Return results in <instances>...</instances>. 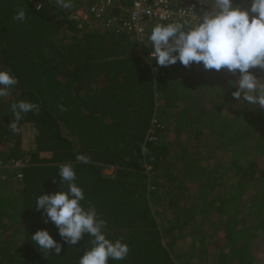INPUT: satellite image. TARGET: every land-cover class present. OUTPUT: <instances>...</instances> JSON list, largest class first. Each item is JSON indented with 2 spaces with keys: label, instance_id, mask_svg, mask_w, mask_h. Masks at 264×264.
<instances>
[{
  "label": "trees",
  "instance_id": "trees-1",
  "mask_svg": "<svg viewBox=\"0 0 264 264\" xmlns=\"http://www.w3.org/2000/svg\"><path fill=\"white\" fill-rule=\"evenodd\" d=\"M71 2L0 0V70L19 81L0 97V159L25 161L0 167V264H79L91 248L90 234L69 245L35 208L39 195L66 190L58 173L68 162L82 205H95L106 236L129 245L108 264H264V109L229 99L239 72L179 61L157 69L137 35L77 16L91 0ZM21 7L27 19L14 21ZM250 71L264 83V70ZM21 100L40 113H23L17 133L9 124ZM214 156L229 160L227 183ZM41 229L62 244L59 255L46 258L31 240Z\"/></svg>",
  "mask_w": 264,
  "mask_h": 264
},
{
  "label": "clouds",
  "instance_id": "clouds-1",
  "mask_svg": "<svg viewBox=\"0 0 264 264\" xmlns=\"http://www.w3.org/2000/svg\"><path fill=\"white\" fill-rule=\"evenodd\" d=\"M202 2L206 3L205 0ZM247 3L248 0H242L240 4L234 0H213L212 10L199 16V22L195 24L185 21L183 24L155 25L149 36L148 43L154 48L149 59L156 61L157 69L179 61L186 68L193 63H202L205 70H227L232 75L239 72L232 96L264 109V83L250 71L253 68L264 70V0H251L250 7H245ZM57 5L67 9L72 7V2L57 0ZM26 19L22 7L13 16L18 22ZM18 83L9 70H0V97H6L9 89ZM60 107L62 111L66 110L63 105ZM28 112L38 115L40 106L23 100L12 105L15 119L9 126L13 132L20 131L18 124L23 119L22 114ZM76 160L87 163L88 157L77 154ZM58 175L61 185L67 186L66 190L61 188L55 193H44L36 199V210H44V222H53L69 245H76L85 233L90 234L92 246L79 258V264H108L109 258L124 260L130 251L129 245L122 239L113 241L106 236L107 222L99 217L95 205L91 202L87 208L82 205L85 194L76 183L72 163H61ZM31 240L46 258L53 252L59 255L62 251V244L47 229L36 231Z\"/></svg>",
  "mask_w": 264,
  "mask_h": 264
},
{
  "label": "built area",
  "instance_id": "built-area-1",
  "mask_svg": "<svg viewBox=\"0 0 264 264\" xmlns=\"http://www.w3.org/2000/svg\"><path fill=\"white\" fill-rule=\"evenodd\" d=\"M37 9L42 7L44 0H29ZM92 4L88 11L80 9L77 16L84 18L92 16L100 20L104 28L109 30L126 29L137 35L139 47L147 38V32L154 24L181 23L185 21L195 24L199 22V16L204 12L211 11L213 0H91ZM208 3V4H207ZM40 5L41 7H37ZM118 9V13H112ZM141 49V48H140ZM142 50V49H141ZM154 50L151 47L150 53ZM25 165L22 159L2 161L0 167H18ZM18 176L22 172L18 171Z\"/></svg>",
  "mask_w": 264,
  "mask_h": 264
},
{
  "label": "rangeland",
  "instance_id": "rangeland-1",
  "mask_svg": "<svg viewBox=\"0 0 264 264\" xmlns=\"http://www.w3.org/2000/svg\"><path fill=\"white\" fill-rule=\"evenodd\" d=\"M151 33V30L148 31L147 34ZM149 42V37L147 36V38L145 39V41L142 42L141 45V49L144 52V54L148 55V52H150L152 45ZM221 72H223V74L228 73L227 70H221ZM230 100H237L236 98H234L232 95L229 98ZM242 102H245L242 100ZM22 143L24 148L26 149H31L33 148V146L35 145V130L33 127V124H25L23 126V130H22ZM43 155L45 156H49L50 153L48 152H44ZM220 157V158H219ZM217 156V158L214 156L212 157L213 163L215 164V168L218 171V173L220 175H222L225 178L226 183L228 182V178L227 177H231V172L229 171V160H226V157H222V156ZM107 173H112L113 172V168H107L106 169ZM225 190V189H223ZM227 191V189H226ZM225 191V192H226ZM165 220H170V215L166 214L165 215Z\"/></svg>",
  "mask_w": 264,
  "mask_h": 264
},
{
  "label": "crops",
  "instance_id": "crops-1",
  "mask_svg": "<svg viewBox=\"0 0 264 264\" xmlns=\"http://www.w3.org/2000/svg\"><path fill=\"white\" fill-rule=\"evenodd\" d=\"M34 146H35V145H34ZM34 146H33V147H34Z\"/></svg>",
  "mask_w": 264,
  "mask_h": 264
}]
</instances>
